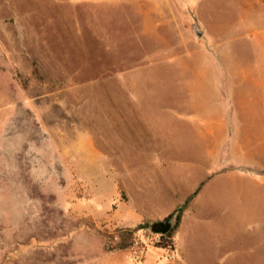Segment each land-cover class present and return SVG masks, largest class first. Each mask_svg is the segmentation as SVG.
<instances>
[{
    "label": "rangeland",
    "instance_id": "obj_1",
    "mask_svg": "<svg viewBox=\"0 0 264 264\" xmlns=\"http://www.w3.org/2000/svg\"><path fill=\"white\" fill-rule=\"evenodd\" d=\"M208 63L244 64L264 110V0H0V264H173L150 226L211 163L191 118ZM237 143L264 174V127ZM200 232L218 264H264V222Z\"/></svg>",
    "mask_w": 264,
    "mask_h": 264
},
{
    "label": "crops",
    "instance_id": "obj_2",
    "mask_svg": "<svg viewBox=\"0 0 264 264\" xmlns=\"http://www.w3.org/2000/svg\"><path fill=\"white\" fill-rule=\"evenodd\" d=\"M243 65L206 64L209 94H197L191 98L192 125L207 140L203 149L212 159L191 188L180 186L172 190L174 196L183 199L178 203L182 204L199 188L183 212L175 232L173 264H186L187 261L218 264L227 261L221 250L218 255L207 252L208 255L200 249L204 245L199 241L202 227L218 233L226 243V237L230 239L233 230H246L249 221L264 222V174L257 169L263 167L262 157L254 148L251 152L241 150L237 143V136L257 135L264 127V110L262 106V111H259L258 96L242 88L241 84L250 78ZM195 82L203 87L201 79ZM256 83L264 86V79ZM226 142L231 145L228 157L223 152ZM168 147L155 144L150 149H182L179 145ZM165 164L160 160L157 164L150 163L151 166ZM227 183L234 185L230 191ZM198 203L204 206L198 207ZM218 246L221 248V245Z\"/></svg>",
    "mask_w": 264,
    "mask_h": 264
},
{
    "label": "trees",
    "instance_id": "obj_3",
    "mask_svg": "<svg viewBox=\"0 0 264 264\" xmlns=\"http://www.w3.org/2000/svg\"><path fill=\"white\" fill-rule=\"evenodd\" d=\"M198 190H199V188L195 192L190 194L182 204L178 205L172 214L167 216L168 218H171V219L174 218L173 226L165 234H160L159 241L156 242V244H155L156 247L164 248L167 250H173L174 249V235H175V232L179 226L183 212L185 211V209L188 206L191 199L198 192ZM144 226H145V224H138L133 229H128V230L122 231L119 234V240L114 241V242L111 241V242L106 244L108 249H110V250H113V249L121 250V249H127V248L131 247L134 240H135V237H134L135 230L140 229Z\"/></svg>",
    "mask_w": 264,
    "mask_h": 264
},
{
    "label": "water",
    "instance_id": "obj_4",
    "mask_svg": "<svg viewBox=\"0 0 264 264\" xmlns=\"http://www.w3.org/2000/svg\"><path fill=\"white\" fill-rule=\"evenodd\" d=\"M173 226L171 218L166 217L163 220H157L151 223L150 230L157 234H165Z\"/></svg>",
    "mask_w": 264,
    "mask_h": 264
}]
</instances>
